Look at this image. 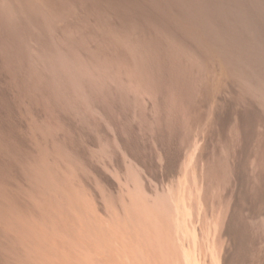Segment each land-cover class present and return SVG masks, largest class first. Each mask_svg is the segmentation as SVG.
Returning a JSON list of instances; mask_svg holds the SVG:
<instances>
[{
  "label": "bare ground",
  "instance_id": "6f19581e",
  "mask_svg": "<svg viewBox=\"0 0 264 264\" xmlns=\"http://www.w3.org/2000/svg\"><path fill=\"white\" fill-rule=\"evenodd\" d=\"M178 5L188 22L202 19L183 29L199 43L211 29L220 39L227 34L230 60L251 51L244 33L256 23L243 0ZM93 9L88 0H0V264H258L247 257L241 225L264 213V204L253 203L241 180L249 176L250 185L254 173L264 185L263 114L248 99L239 108L225 98L234 78L215 46L204 44L195 56L160 34L99 33L85 25ZM231 15L249 30L229 24ZM253 59L264 62V53ZM112 83L127 91L124 102ZM133 95L148 97L140 114L158 124L151 150L123 125L137 106ZM79 107L88 126L73 115ZM88 110L113 125L144 171L137 205L131 200L121 214L98 212L84 176L92 168L82 145L99 141L91 130L101 139L106 131ZM230 119L236 139L223 138L224 155L210 153ZM193 143L189 183L176 185L183 150ZM158 177L170 195L158 194L162 185L152 190L149 180Z\"/></svg>",
  "mask_w": 264,
  "mask_h": 264
},
{
  "label": "rangeland",
  "instance_id": "374dc122",
  "mask_svg": "<svg viewBox=\"0 0 264 264\" xmlns=\"http://www.w3.org/2000/svg\"><path fill=\"white\" fill-rule=\"evenodd\" d=\"M88 1L93 5L94 13L89 15V21L85 23V25L99 33L117 35L132 34L134 37H139L133 34L132 31L134 29L143 36H146L148 33L150 35L160 34L166 42L175 43L174 47L183 45V48L195 56L203 51L204 44L210 47L215 46L214 48L217 49L220 54H222L223 51L226 52L227 50L233 49V46H230V44L224 41L227 36L225 32L221 33L222 39H220V36L214 30H207L208 34L206 40L203 37V39H201L202 43L195 40L194 35H191V37L189 30L187 34V31L185 32L186 27L189 29V26L192 25L191 28L195 29L198 27L197 25H200V23L202 24V19L188 22L185 15L187 10L185 7H179V0ZM254 1L257 0H243V8L249 13L248 15L246 12L247 15L252 20L254 18L253 22L251 20V24L254 23L255 25L256 23V27H253V25L250 26V28L253 27L251 33L247 31L244 33V41L248 44L251 51L246 53L241 52L238 55L240 62L234 59L230 60L229 56H224L227 55L225 52L221 55L225 58L234 78V81H232V89L230 91H225L224 96L231 106H238L239 108L245 106L247 99L250 100L257 107V110L263 114L264 118V62L253 59L254 56L264 53V27L262 28V26H264V9L261 10L262 8H260L261 11L256 9L259 8L258 5H260L259 3H261V1L260 7L262 4L264 5V0L257 1L256 4H258V7L256 5L254 6ZM262 7L264 8V6ZM260 12L261 14H259ZM247 15L245 17L246 19L248 18ZM233 17V15H231V18L228 17L232 22L231 23L228 19V23L232 25L235 23V25H237L235 22L237 19H233ZM233 20H235L234 23ZM259 23H261L262 26L259 25ZM257 25L260 27H257ZM237 26H240V28L243 27L244 30L248 28H244L242 25ZM30 55L35 61L39 60L41 57V54L36 50L35 53L30 52ZM248 59L250 61H248ZM111 87L115 98L120 102H124L125 99L122 98L126 97L127 91L114 83L111 84ZM133 97H136L134 98L136 102L138 100L136 103L137 106L131 107V111H128L127 114L124 113L123 118L126 123L123 125H125V127L130 126L129 130L126 128V134L129 137L134 136L141 145L151 150L156 144L155 140L158 124H155L153 119L147 121L145 118H142L140 114L148 110V107L145 108V104L147 100H149L147 99L148 97L146 98V96H144V101L140 98L142 95H133ZM150 109L151 112H153L154 108L151 107ZM82 110L83 107L73 110V115L79 124H85L83 116L81 117ZM88 112L106 128V131L103 132V139H101L98 133L94 134L93 130L90 131V135L94 136L93 138L98 137L99 139V141L96 139V144L88 145L87 143H83L82 145L83 149L85 148L83 154L86 161L92 168L91 171H85L84 173L91 194L94 197L92 201L98 212L103 215H105V213L107 215L114 213L121 214V208L124 209L125 206L131 203V200H135V206L137 205L136 199L141 193L140 188L144 181V171L141 165L138 164L117 142L113 125L107 123L102 115L90 110H88ZM154 117H156V115ZM226 123H228V125L224 124V126H226H223L219 133L212 138V143L209 147L210 153L212 154L224 155L226 151L223 146V138L236 139L237 137L235 121L230 119V121ZM85 126L88 125L85 124ZM88 128L91 129L90 127ZM195 147L193 143L191 147L183 150L182 159L184 161L181 159L180 168L173 176V181L176 185L178 182L186 185L189 183V177L185 173L189 171L191 165L190 159ZM242 162L245 166H251V160L248 158L243 159ZM151 176H154V173ZM251 176L250 185L248 186L246 182L249 176H246V179L245 175L242 177L241 183L245 184L243 188L246 187L245 192L250 188L249 191L253 203L264 204V199L260 201V198L264 197V185H260L254 173H252ZM103 178H106V180ZM149 181L152 190L156 187L159 189V186L162 185V190L157 191L158 194L162 192L169 194L167 190L168 181H165V179L158 177L157 179L155 178ZM171 196L173 199L179 197L176 191H174ZM246 219L247 221L244 223V227L243 224L241 225V239L243 240L242 243L245 245L247 257L250 261L256 260L258 264H264V213L252 216L248 215Z\"/></svg>",
  "mask_w": 264,
  "mask_h": 264
}]
</instances>
